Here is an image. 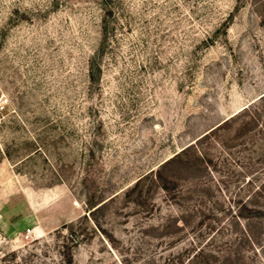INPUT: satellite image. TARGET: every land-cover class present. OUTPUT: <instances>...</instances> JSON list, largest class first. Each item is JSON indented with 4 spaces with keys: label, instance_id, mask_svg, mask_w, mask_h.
Instances as JSON below:
<instances>
[{
    "label": "rangeland",
    "instance_id": "1",
    "mask_svg": "<svg viewBox=\"0 0 264 264\" xmlns=\"http://www.w3.org/2000/svg\"><path fill=\"white\" fill-rule=\"evenodd\" d=\"M0 264H264V0H0Z\"/></svg>",
    "mask_w": 264,
    "mask_h": 264
},
{
    "label": "bare ground",
    "instance_id": "2",
    "mask_svg": "<svg viewBox=\"0 0 264 264\" xmlns=\"http://www.w3.org/2000/svg\"><path fill=\"white\" fill-rule=\"evenodd\" d=\"M35 230L38 231V232H40V227H38V226L35 227Z\"/></svg>",
    "mask_w": 264,
    "mask_h": 264
},
{
    "label": "built area",
    "instance_id": "3",
    "mask_svg": "<svg viewBox=\"0 0 264 264\" xmlns=\"http://www.w3.org/2000/svg\"><path fill=\"white\" fill-rule=\"evenodd\" d=\"M30 234V231L29 230H27V233H26V235L28 236Z\"/></svg>",
    "mask_w": 264,
    "mask_h": 264
}]
</instances>
